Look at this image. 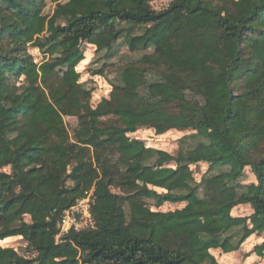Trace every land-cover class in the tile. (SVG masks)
Listing matches in <instances>:
<instances>
[{
  "label": "trees",
  "instance_id": "trees-1",
  "mask_svg": "<svg viewBox=\"0 0 264 264\" xmlns=\"http://www.w3.org/2000/svg\"><path fill=\"white\" fill-rule=\"evenodd\" d=\"M152 1L55 0L50 16L46 0H0V168L11 169L0 173V264H219L212 251L264 233V0ZM124 36L153 53L94 108L82 48L111 54ZM64 116L78 119L75 143ZM142 128L196 143L170 154L129 137ZM247 168L256 182L244 185ZM91 188L94 228L57 244L63 213ZM166 204L184 207L154 210ZM240 206L252 214L234 217ZM16 237L27 254L1 245Z\"/></svg>",
  "mask_w": 264,
  "mask_h": 264
},
{
  "label": "rangeland",
  "instance_id": "rangeland-1",
  "mask_svg": "<svg viewBox=\"0 0 264 264\" xmlns=\"http://www.w3.org/2000/svg\"><path fill=\"white\" fill-rule=\"evenodd\" d=\"M221 1V0H219ZM164 3L170 5L171 0H164ZM55 10V0H46V8L44 13L46 15H52ZM144 30L135 29L134 34L136 36L143 34ZM5 44H8V39H3ZM6 46V45H5ZM28 52L33 56L35 63L39 64L43 61L44 56L31 45L28 47ZM84 60L78 66L80 73L79 83L84 85L88 91L92 92V98L90 105L96 107L103 99L110 98V92L112 90V84H116L119 81L120 72L128 66H144L141 59L146 54H152V50L148 51H135L129 50L126 37L118 42L114 52L108 54L106 52L97 53L93 46H83ZM100 70H103V74L93 75ZM148 81H154L159 78L158 74L147 72ZM64 127L68 134L70 143H75V132L78 127V119L75 117L64 116ZM108 122V118L102 119ZM190 135V132H177L170 131L162 136H156L152 129L142 128L135 134H130V138H140L147 146L167 151L170 154H177L180 148L185 150L191 148L196 142L195 140H187L181 143V139H185L186 136ZM196 181L199 182L201 177L207 170L206 164H200L193 167ZM9 167L0 168V173H10ZM256 182V178L252 174L250 168L246 169V177L244 179V185H249ZM70 184V183H68ZM184 205H171L166 204L155 211L170 212L177 209L183 208ZM252 214L250 206H240L233 210L232 215L234 217H248ZM127 215L129 212L127 210ZM26 221L29 222V217H26ZM264 242V233L260 236L253 235L250 237L241 248L230 254H223L220 250L212 251V255L216 258L219 264H264V256L259 257L254 253V247ZM4 247H11L18 251L20 254H27L29 250L28 243L20 237L11 238L1 243Z\"/></svg>",
  "mask_w": 264,
  "mask_h": 264
},
{
  "label": "built area",
  "instance_id": "built-area-1",
  "mask_svg": "<svg viewBox=\"0 0 264 264\" xmlns=\"http://www.w3.org/2000/svg\"><path fill=\"white\" fill-rule=\"evenodd\" d=\"M151 5L156 11H163L169 7V5L164 3V0H154ZM94 192L95 188H91L85 193L83 198L63 213L58 224L57 244H61L63 238L70 232L80 233L94 228L95 223L91 213L95 199Z\"/></svg>",
  "mask_w": 264,
  "mask_h": 264
}]
</instances>
